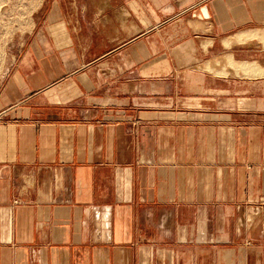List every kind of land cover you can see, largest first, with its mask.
Masks as SVG:
<instances>
[{
    "label": "crops",
    "instance_id": "obj_1",
    "mask_svg": "<svg viewBox=\"0 0 264 264\" xmlns=\"http://www.w3.org/2000/svg\"><path fill=\"white\" fill-rule=\"evenodd\" d=\"M127 1L1 6L0 264H264V0Z\"/></svg>",
    "mask_w": 264,
    "mask_h": 264
},
{
    "label": "rangeland",
    "instance_id": "obj_2",
    "mask_svg": "<svg viewBox=\"0 0 264 264\" xmlns=\"http://www.w3.org/2000/svg\"><path fill=\"white\" fill-rule=\"evenodd\" d=\"M2 2H0V11L3 10L4 8H2V4H7L9 3V6L6 7V10L8 9V11H12V10H16V8L19 6V4L21 5L23 0H1ZM4 1V3H3ZM9 1V2H8ZM36 1V3H35ZM38 3V0H30V7H32L31 9L34 8V6H36ZM129 8H135L133 3H130L129 0L127 1ZM130 4V5H129ZM21 7V6H19ZM98 21L95 22V28L93 30L91 29H81L78 30V32L81 33V35L89 33L91 34V39L94 40L96 43L94 44H90V45H80V47H86L88 48V53L94 56H98L99 54H101L103 52L104 49H106L108 46H105L103 44H98L97 41L100 40V38H103L102 34H104V32L106 31V29L103 28V19H102V15L103 14H98ZM5 14L0 13V57L3 56V60H0V67H4V65H7L10 61L11 56H16L18 50L20 49V43H19V32L17 31V29L13 28L16 27V21L13 20V18H9V19H5ZM133 17V15H132ZM15 19V18H14ZM13 26V27H12ZM128 32H134V29H130L127 30ZM80 35V36H81ZM242 56L245 57V53L242 54ZM15 58V57H14ZM99 65L98 62L95 63H91V64H87V62H83L80 65V69H86V68H96ZM1 71V70H0ZM248 211V212H245ZM264 212V208L263 209H259V207H257L256 209H250V208H244L242 210V216L243 218L242 221H240L243 225L244 224H255L256 227L258 228H263L264 227V223H262V215Z\"/></svg>",
    "mask_w": 264,
    "mask_h": 264
},
{
    "label": "water",
    "instance_id": "obj_3",
    "mask_svg": "<svg viewBox=\"0 0 264 264\" xmlns=\"http://www.w3.org/2000/svg\"><path fill=\"white\" fill-rule=\"evenodd\" d=\"M199 12H200V15L203 17V18H206V12H205V7L202 6L199 8Z\"/></svg>",
    "mask_w": 264,
    "mask_h": 264
},
{
    "label": "built area",
    "instance_id": "obj_4",
    "mask_svg": "<svg viewBox=\"0 0 264 264\" xmlns=\"http://www.w3.org/2000/svg\"><path fill=\"white\" fill-rule=\"evenodd\" d=\"M262 204V202H260V205ZM255 208H257V207H255Z\"/></svg>",
    "mask_w": 264,
    "mask_h": 264
}]
</instances>
